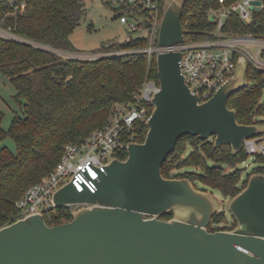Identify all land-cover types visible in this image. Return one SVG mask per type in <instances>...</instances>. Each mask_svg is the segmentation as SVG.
Returning a JSON list of instances; mask_svg holds the SVG:
<instances>
[{
    "label": "water",
    "instance_id": "obj_1",
    "mask_svg": "<svg viewBox=\"0 0 264 264\" xmlns=\"http://www.w3.org/2000/svg\"><path fill=\"white\" fill-rule=\"evenodd\" d=\"M262 0H252L253 6ZM185 0H165L157 29L160 44L186 40ZM145 26L149 19L138 16ZM150 29L135 31L148 39ZM181 51L156 55L160 89L144 141L114 157L97 180L95 192L68 182L54 193L73 218L50 225L41 213L0 227V264H264V173L254 172L228 201L237 220L232 229H208L219 208L215 195L189 177H165L162 165L186 134L215 136L233 153L245 139L264 134V124L240 123L229 97L249 84L247 57L234 75L207 100L192 90L181 68ZM173 211L171 218L162 217Z\"/></svg>",
    "mask_w": 264,
    "mask_h": 264
},
{
    "label": "trees",
    "instance_id": "obj_2",
    "mask_svg": "<svg viewBox=\"0 0 264 264\" xmlns=\"http://www.w3.org/2000/svg\"><path fill=\"white\" fill-rule=\"evenodd\" d=\"M234 1L185 0L186 40L240 33L264 38V0L253 7L251 20L246 21L233 11L218 27L212 10L230 6ZM9 9V3L0 2V22ZM85 13V0H27L23 11L5 17L4 26L31 42L0 36V71L15 85L14 97L20 107L8 128L3 127L4 112L0 110V227L19 219L16 201L55 167L67 143L82 141L109 123L115 114L134 105L135 93L146 78L159 82L156 55L149 57L139 51L148 44V39L131 36L125 41H110L93 52H119L95 57L58 52L80 51L71 34ZM261 56L264 58V50ZM248 77V86L232 94L228 104L237 109L240 123L264 124V68L249 62ZM147 104L152 111L153 106ZM147 132L148 125L142 122L135 130L136 140L144 141ZM8 137L16 142V150L5 143ZM188 143L192 150L184 156ZM127 155L128 151L118 154L121 159ZM249 156L245 148L235 154L230 144L216 146L215 136L186 134L163 163L162 173L170 177L177 165H193L200 170H187L181 175L197 186L200 182L204 188L234 196L247 185L252 173H264V153H256L259 164L246 176L243 174L238 165ZM224 215L217 212L208 229H232L237 225L235 218L230 225H220ZM172 216L171 210L162 217ZM72 218L69 207L59 206L58 214L49 224Z\"/></svg>",
    "mask_w": 264,
    "mask_h": 264
},
{
    "label": "built area",
    "instance_id": "obj_3",
    "mask_svg": "<svg viewBox=\"0 0 264 264\" xmlns=\"http://www.w3.org/2000/svg\"><path fill=\"white\" fill-rule=\"evenodd\" d=\"M9 3L10 9L0 22V36L31 42L17 34L11 27L4 26L5 17L23 11L27 0H0ZM118 7L122 22L128 23L134 31L150 29L149 42L139 49L152 57L160 52L181 51V68L186 81L193 91L198 92L201 101L209 99L235 73L241 56L249 62L264 68V38L252 33H240L218 36L206 40L188 41L163 45L156 38L157 29L164 15L165 0H103ZM222 2L224 0H221ZM252 0H236L230 6L212 10L218 27H222L225 17L233 11L240 13L246 21L252 18ZM256 6V5H255ZM254 7V6H253ZM138 16L150 20L145 26ZM256 47V52L252 48ZM119 52V51H116ZM65 54L68 56L95 57L113 52H95L93 56ZM160 84L154 78H146L135 93L137 102L128 109L115 114L105 126L91 132L80 142L65 145L61 159L41 180L32 184L16 201L19 218L41 213L47 223L58 214V205L54 202V193L63 185L72 182L77 190L97 189V180L106 171V165L119 153L128 151L131 142L137 141L135 130L148 121L151 111L147 103L159 91ZM246 151L252 155L264 153V134L245 139ZM51 225V224H50Z\"/></svg>",
    "mask_w": 264,
    "mask_h": 264
},
{
    "label": "rangeland",
    "instance_id": "obj_4",
    "mask_svg": "<svg viewBox=\"0 0 264 264\" xmlns=\"http://www.w3.org/2000/svg\"><path fill=\"white\" fill-rule=\"evenodd\" d=\"M85 5L86 13L83 15L80 23L71 34L73 43L80 49V51L77 52L80 55L93 56L95 53L93 52V49L110 41H125L134 35L135 32L131 26L120 20L119 11L114 6L106 4L103 0H85ZM57 51L68 55L76 54L69 51ZM251 51L253 53L256 52V47H253ZM16 91L17 89L12 81L2 71H0V110L4 112L2 122L4 128H8L10 126L16 111H20L19 104L14 97ZM262 101L264 102V93ZM5 143L11 149L16 150V142L12 138H6ZM191 150L192 145L188 143L184 151V156H186ZM255 158V154H252L243 163L238 165L241 169H243V174L245 176L259 164ZM187 170L198 171L200 169L193 165H177L171 170L170 177H184L181 174ZM197 187L215 195L216 198L218 197L220 203L217 212L220 211L225 213L223 223L220 225L232 224L235 217L232 215L228 207V201L232 196H225L218 189L212 190L211 188H204V185L200 182H198Z\"/></svg>",
    "mask_w": 264,
    "mask_h": 264
}]
</instances>
